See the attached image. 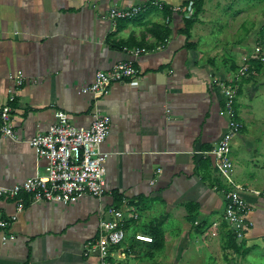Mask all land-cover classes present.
<instances>
[{
    "label": "crops",
    "instance_id": "obj_1",
    "mask_svg": "<svg viewBox=\"0 0 264 264\" xmlns=\"http://www.w3.org/2000/svg\"><path fill=\"white\" fill-rule=\"evenodd\" d=\"M151 1L0 0V102L12 107L18 134L0 136V184L44 172L48 159L29 141L59 112L83 127L96 113L111 116L103 196L61 202L23 194L19 211L17 198L0 195V217L12 220L0 228V264H101L88 242L112 204L139 217L107 264H264V0H202L190 37L183 29L198 0H159L162 7L152 3L134 17H109L114 7ZM136 47L144 51L134 56ZM130 58L137 76L105 93L81 90ZM231 84L232 113L224 94ZM232 119L242 125L234 168L224 175L206 152ZM231 189L250 206L241 237L226 220Z\"/></svg>",
    "mask_w": 264,
    "mask_h": 264
},
{
    "label": "built area",
    "instance_id": "obj_2",
    "mask_svg": "<svg viewBox=\"0 0 264 264\" xmlns=\"http://www.w3.org/2000/svg\"><path fill=\"white\" fill-rule=\"evenodd\" d=\"M163 6L159 0H152L148 4L131 5L125 8L114 7L109 17L116 21L119 18L134 17L147 9L150 4ZM174 10L181 9L174 6ZM130 53L139 55L144 48H131ZM140 73L134 58L117 62L112 68L99 70L94 81L83 87V92L94 94L105 93L114 82L133 78ZM17 84L22 85L25 76L22 70L15 74ZM226 108L234 112L237 100V87L228 85L224 88ZM111 116L96 113L89 127L77 126L64 112L58 113L46 131L38 132L30 139V144L36 154L48 159L44 172L15 183L12 186L0 184V195L18 199V210L25 206L23 194H31L32 200H56L72 202L83 194L102 197L106 190V160L110 152L102 150V144L110 133ZM241 122L230 120L227 130L216 143L206 152L215 161L220 174L228 175L234 168L231 158L233 138L241 128ZM0 136L17 138L14 127L12 107L0 102ZM226 220L235 236L241 237L248 229L247 220L249 203L245 196L236 189L226 192ZM139 214L123 206L109 205L100 215L98 236L88 242V249L97 252L101 264H107L111 248L122 243L127 236V224L131 218H138ZM15 218V217H14ZM12 220L0 217V228L9 227ZM137 239L153 241V237L137 234Z\"/></svg>",
    "mask_w": 264,
    "mask_h": 264
},
{
    "label": "trees",
    "instance_id": "obj_3",
    "mask_svg": "<svg viewBox=\"0 0 264 264\" xmlns=\"http://www.w3.org/2000/svg\"><path fill=\"white\" fill-rule=\"evenodd\" d=\"M202 7H203V1L202 0H198L196 2V6H195V9H194L193 13L186 17V25H185V28L183 29V32L187 35V37H190V30L192 28V25H193V23L195 21L196 16L202 11ZM168 34H169V30L165 31V38L167 37ZM201 163H204V161L201 162Z\"/></svg>",
    "mask_w": 264,
    "mask_h": 264
}]
</instances>
